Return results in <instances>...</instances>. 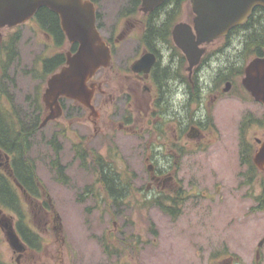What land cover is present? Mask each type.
I'll use <instances>...</instances> for the list:
<instances>
[{"label": "rangeland", "instance_id": "obj_1", "mask_svg": "<svg viewBox=\"0 0 264 264\" xmlns=\"http://www.w3.org/2000/svg\"><path fill=\"white\" fill-rule=\"evenodd\" d=\"M126 2L96 0L104 36H109L116 27H122L115 34L119 37L132 23L118 21L119 9ZM192 17L190 6H184L177 22L190 23ZM141 32L142 28L137 26L131 36L138 37ZM8 39L15 43L16 61L9 66L2 82L4 104L8 109L15 107L20 119L29 126L27 117L32 112L27 100L34 97L39 88H42V97L45 86L40 76L41 60L69 52L70 44L65 40L60 47L55 46L33 20L15 28L0 29V41ZM117 42L119 47L115 49L112 66L101 74L111 75L112 81L107 88L113 93L121 92L122 81L111 69H123L134 58L133 48L136 49L135 42L127 34ZM225 42L216 40L207 48L214 58L200 69L204 82L211 85L204 106L213 115L216 128L203 149L193 144L184 155L171 157L165 149L170 143L167 136L149 131L145 136L131 133L136 140L126 138L128 135L119 131L117 120L129 109L125 103L126 94L121 93L120 103L114 104L109 114L98 111V125L104 127L106 135L102 145H98L99 137L94 145L102 148L103 153L107 149L103 158L109 155L110 161L114 162L115 156L119 166L125 167L129 180L134 172H128V169L132 170L134 166L140 181V184H134L137 188L141 186L140 191L135 187V197L121 199L118 206L89 193L92 190L98 193L100 187L92 183L91 172L81 166L76 156L75 146L89 153L87 141L93 132L88 109L76 102L65 101L62 115L37 129L28 142L27 156L35 165V178L41 187L37 204L44 207V201L49 199L50 213L48 225L44 226L46 215L25 202L23 212L36 233L35 243L40 244L22 257L19 264H264V242L259 246L264 240V212L250 211L252 196L258 195L260 174L263 177L264 174L258 173L252 184H244L240 173L246 168L239 163L242 120L245 117L249 122L242 127L245 140L248 145L258 147L255 140H262L264 135V108L244 90L241 76L234 71L226 74L231 77L230 93L221 95L219 100L213 98L224 87L222 80L214 81L218 67L232 58L235 68L252 59L251 53L241 59L235 58L238 55L235 50H230L233 53L230 56L228 52L223 53L220 49ZM230 42L237 45L236 35H230ZM33 69L38 71L35 77L30 72ZM213 81L220 84L218 89H213ZM46 114L43 109L41 118ZM114 138L123 149L120 154H117ZM151 155L163 164L168 160L170 165L176 162L177 166L170 171L177 174L171 185L185 195V199L176 205L179 207L176 217L153 206V199H148L149 162L145 158ZM55 162L64 169L61 181ZM169 206L173 207L170 201ZM55 216L59 221L54 223ZM54 225H57L56 231ZM0 256L8 264H17L1 233Z\"/></svg>", "mask_w": 264, "mask_h": 264}, {"label": "flooded vegetation", "instance_id": "obj_2", "mask_svg": "<svg viewBox=\"0 0 264 264\" xmlns=\"http://www.w3.org/2000/svg\"><path fill=\"white\" fill-rule=\"evenodd\" d=\"M91 1L95 5L97 13L98 6L96 5V0ZM126 1V4L121 6L119 9L118 21L126 20L125 23H129L131 21L132 23L126 27V30H123L119 37H117V35L115 34L117 32V29H120L122 27H116L115 31L114 29L113 31H110L109 36H104L101 32L102 25L99 22L98 15L96 14L98 30L101 33V36L106 45L109 47L111 54V62L109 66L99 70L89 80V86H91L93 90L91 103L94 108L93 111L89 110L88 118V121L90 119L92 122L91 126L93 132L92 135L89 136V141H87L89 143V171L92 175V183H96V185H99L100 187V191L98 193H95L94 190H92V192L89 191V193L100 199H128L130 197H135V187L137 185L134 184H140L138 174L136 173L134 166L132 167V170L128 169V172H134V175L132 174V180H129L130 176L129 174H127V172H125V167L121 168L119 166L118 160H115V156L112 158L114 162L110 161L111 159L109 158V155L106 158H103L102 156L106 154L107 149H105V152L103 153L102 148L94 145L97 137H99L98 145H102L104 143V137L106 135L104 127H99L98 125V111H104L106 114H109L111 107H113L114 104L118 105L120 103L121 99L119 98V96L121 95V93L126 94L127 99L125 100V103L129 105V109H127L123 115L117 117V120L119 121V131L125 132V135H128L126 138L135 140L136 137L132 136L131 133L135 135L138 132V136H145L149 131H152L154 133L157 132L159 136H167L170 143L167 147L165 146V149L166 154L171 157H177L179 154L184 155L187 151L190 150V146L193 144L199 148L202 147L203 149L204 143L209 141L208 136L214 134L216 129L213 115L211 114V112L206 111L204 106L206 94L209 90H211V85H207L204 82V78L200 71L203 65H209L211 60L214 58L213 53H208L207 49L213 42L210 44L202 45V47L205 48V53L201 57L199 63L191 70H188V63L185 55L174 44L172 39V30L176 24L180 23L177 22L178 17H176L173 22L172 28L170 30V36H165V43L160 42L156 44L157 46H149L142 41V36L146 24L151 21L154 22L153 16L156 14L159 15V9L161 7L165 5L169 6L171 4L176 6L178 5L181 13L184 6H190L189 0H165L159 6L147 12H143L141 10V0ZM137 26H140L142 28V32L138 37L131 36L133 31L136 30ZM125 34H127V37L130 40H133L135 42L134 44H136V49L133 48L135 56L130 63L127 62V64H125V67L123 69H111V71H114V73L119 76L122 81L121 92L113 93L107 88L108 84L112 81L111 75L105 74L102 76L101 74H103V70L105 71L111 68L112 60L116 54L115 49L119 47L117 39L122 38L123 36H125ZM228 34L216 40L226 41L220 51H222L223 53L228 52L230 56L231 54H233L231 53V51L233 52V50H235L236 48L230 42V35ZM146 54H152L154 56V62L151 68L146 72L133 71V64ZM216 75L217 73L215 74V76ZM217 80H222V82L224 83V87L221 88V90L218 91L213 97L214 99L219 100L220 97L226 95L229 92L232 82L231 77L226 75L221 77V79L214 78V81ZM214 81L213 89H218L220 84L214 83ZM227 84H229V88L226 91ZM125 85L126 88L124 89ZM131 97H133L132 100ZM64 101L68 100H63L62 105H64ZM136 117H139V120H137ZM247 122L248 119L244 117L242 120V127L249 123ZM103 123L104 122H102V124ZM258 123H261L263 125L261 121H259ZM259 141L260 139L255 140L256 145L259 144ZM114 143L118 148V153L115 152L114 154H120L122 152L121 150L123 149L116 138H114ZM253 148L255 151L257 147ZM145 161L149 162L147 166L148 183L146 184V190H148V193H150L148 199H157L158 197L173 199L176 196H179L180 199H185L183 191H175V188H173L171 185L172 182H175V178L177 176V174L175 173H173L174 175L170 173V171L174 169V166H177L176 162H174L173 165H170V163L168 162L170 160H168L166 164H163L153 155L145 158ZM109 170L116 175L115 192H111L109 187H107L104 180L102 179V172ZM261 172L264 174V171ZM0 176L5 180L10 193L16 194V197L21 202L22 208H24L23 206L28 203L34 207H37L40 213L42 211V213L46 215L44 226H47L48 214L50 213V211H48V209H50L49 199H47V201H44L45 208L38 206L37 198L39 197V188H41L39 186L38 179H35L31 185L19 184L13 177L12 156L1 148ZM128 180L130 181L129 183ZM253 181L254 180H252L248 184H252ZM243 182L244 184H246L245 181ZM167 183L170 184L167 186ZM131 189L134 191V194ZM140 189L141 186L139 185L137 190L140 191ZM262 191L263 189L261 187L260 179L257 185L258 195H253L252 199L254 196H259ZM163 192H165L166 194H164ZM115 193H117L116 197L114 196ZM138 194L140 195L139 192ZM252 201L253 206H255V200L253 199ZM11 206H13L11 205V203H0V233L5 238L4 226L12 225L21 242L24 244L25 249L20 254L15 253L8 246L12 251L11 258L14 259L17 264H19V260L22 257L34 250L30 247L31 245L29 240L24 237V229L22 228H28L31 232H33V230L31 226L28 225L29 223L27 216L24 217L22 224H19V214L15 213ZM253 206L251 208H253ZM55 217L57 218V216ZM55 217L53 218V222H58L57 219L55 220ZM53 229L56 231L57 225H54ZM33 233L36 234L35 232ZM5 241L7 242L6 238ZM1 263L8 264L4 259H1Z\"/></svg>", "mask_w": 264, "mask_h": 264}, {"label": "water", "instance_id": "obj_3", "mask_svg": "<svg viewBox=\"0 0 264 264\" xmlns=\"http://www.w3.org/2000/svg\"><path fill=\"white\" fill-rule=\"evenodd\" d=\"M165 0H141L142 11L147 12ZM193 13L191 24L180 22L172 30L174 44L185 55L188 70L195 67L203 54L204 44L226 36L237 26L244 25L253 10L264 9V0H189ZM55 13L67 40L77 44L74 53L67 52L65 65L50 76L42 94V103L47 114L39 128L62 115L60 98L76 102L93 111L92 87L88 82L93 75L110 64V51L102 40L96 25L95 8L89 0H0V29L14 28L30 20L40 8ZM154 62L152 54L143 55L132 70L148 71ZM242 86L252 98L264 107V49L262 55L248 62L244 68ZM229 88L227 84L226 91ZM253 156L254 165L264 169V138ZM59 221V217H57ZM7 243L15 253L25 246L12 225L4 226ZM264 240L259 242L262 245Z\"/></svg>", "mask_w": 264, "mask_h": 264}, {"label": "trees", "instance_id": "obj_4", "mask_svg": "<svg viewBox=\"0 0 264 264\" xmlns=\"http://www.w3.org/2000/svg\"><path fill=\"white\" fill-rule=\"evenodd\" d=\"M183 1V0H182ZM180 14V8L178 5H165L159 9V15H154V22H149L145 26V30L142 36V41L147 45H155L158 43H165V36H170V30L172 28L173 22ZM40 28V30L47 36L48 39H53L55 46L60 47L65 41L64 34L61 31L59 18L56 14L49 11L47 8H40L34 18L32 19ZM228 35L235 36L237 38V45L235 46V52L238 54L235 58L241 59L243 55H250L252 58L260 56L262 50L264 49V9L256 8L251 13L247 22L239 27L232 29ZM76 50V45H73L71 51ZM16 61V51L15 43L12 39L7 41H0V148L12 156L13 163V177L19 184L31 185L35 178V165L31 159L27 156L29 152V140L33 137L34 133L37 131L39 125L41 114L43 112V104L41 102V90L36 91L35 96L27 100V105L29 110L32 112L31 116L27 117L31 123L27 126L26 122L20 119L15 107L8 109L4 104L3 95L5 90L2 87L3 80L6 79V71L9 66ZM41 81L43 85L49 75L56 72L65 62V57L63 53L55 54L54 56H48L41 60ZM234 60L228 59V62L222 63L213 76L216 79H221L228 73L234 71L235 74L243 76L244 64L238 65L235 68ZM229 64V65H228ZM37 69L31 70L32 77L36 76ZM236 75V76H237ZM63 99H61L62 101ZM9 102V101H8ZM35 112V113H33ZM248 123V122H247ZM246 126V125H244ZM244 131L241 127V138L239 144V163L244 166L246 170L240 173L244 177L246 184L254 180L256 174L259 172L252 163V156L254 153V148L248 145L245 140ZM57 147L55 146V149ZM56 151V150H55ZM76 156L80 161L81 166L85 170H89V153L81 149L80 146H75ZM57 166L56 172L59 175L58 180H63L64 169L57 162L54 163ZM261 187L263 189L259 196H254L255 206L251 208L252 212L264 211V177L261 176ZM102 179L104 180L107 187H109L111 192H115L116 175L109 171L102 172ZM117 193H115L116 197ZM10 198V199H9ZM183 200L179 196L173 199L157 198L152 200L153 206H158L163 212L170 215L171 217H176L179 211V207L176 205ZM110 204L118 206L121 199H108ZM169 201L173 204V207L169 206ZM11 203V208H13L15 213L19 214L20 223L22 224L24 217L26 216L23 212L21 202L16 197V194L10 193L7 188V184L3 177L0 176V203ZM24 229V237L29 240L30 247L32 249L38 248L35 242L37 236L28 228ZM107 248V247H106ZM109 251H107L108 253ZM0 264L1 259H0Z\"/></svg>", "mask_w": 264, "mask_h": 264}]
</instances>
